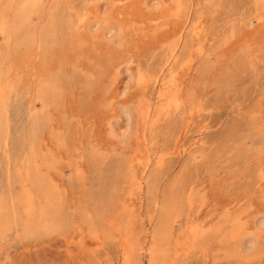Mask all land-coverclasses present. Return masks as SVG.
Wrapping results in <instances>:
<instances>
[{
    "label": "rangeland",
    "instance_id": "1",
    "mask_svg": "<svg viewBox=\"0 0 264 264\" xmlns=\"http://www.w3.org/2000/svg\"><path fill=\"white\" fill-rule=\"evenodd\" d=\"M0 224V264H264V0H0Z\"/></svg>",
    "mask_w": 264,
    "mask_h": 264
},
{
    "label": "bare ground",
    "instance_id": "2",
    "mask_svg": "<svg viewBox=\"0 0 264 264\" xmlns=\"http://www.w3.org/2000/svg\"><path fill=\"white\" fill-rule=\"evenodd\" d=\"M40 3V2H39ZM193 8V7H192ZM13 26V25H12ZM16 27V26H15ZM13 28V27H12ZM12 32H13V30H12ZM14 33V32H13ZM14 35V34H13ZM172 60V59H171ZM168 67V66H167ZM160 79V78H159ZM156 87V86H155ZM6 90V89H5ZM12 91V90H11ZM6 101V100H5ZM126 115V114H125ZM4 118V117H3ZM118 119V118H117ZM149 163V162H148ZM149 166V165H148ZM145 168H147V167H145ZM146 170V169H145ZM136 177V176H135ZM171 199V198H170ZM173 199V198H172ZM14 201V200H13ZM103 201V200H102ZM104 203V202H103ZM169 207V206H168ZM15 214V213H14ZM263 219V218H262ZM2 220V219H1ZM15 222V221H14ZM1 225V224H0ZM163 228V227H162ZM255 234V233H254ZM247 236V235H246ZM247 237H249V235L247 236ZM244 239V238H243ZM246 241V240H245ZM248 241V246H247V248H250L251 249V247H253V244H256L255 243V240H254V237L253 238H251L250 239V237H249V239L247 240ZM246 245H247V243H246ZM245 245V246H246ZM153 249V248H152ZM248 251V250H247ZM156 253V252H155ZM152 263V262H151ZM153 264V263H152Z\"/></svg>",
    "mask_w": 264,
    "mask_h": 264
}]
</instances>
